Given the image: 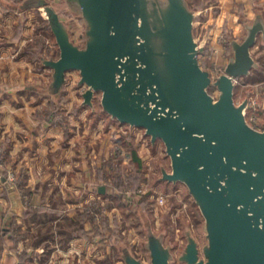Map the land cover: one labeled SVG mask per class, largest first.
<instances>
[{
	"label": "water",
	"instance_id": "1",
	"mask_svg": "<svg viewBox=\"0 0 264 264\" xmlns=\"http://www.w3.org/2000/svg\"><path fill=\"white\" fill-rule=\"evenodd\" d=\"M64 10L84 23L78 42L62 7H39L59 52L42 57L52 68L48 91L60 99L77 71L83 104L161 139L171 159L162 180L184 183L204 217L205 242L191 230L178 256L184 264H264V128L247 116L248 98H235L238 79L260 66L252 48L264 41V14L247 22L242 39L230 37L231 54L219 75L204 67L206 52L196 36L197 11L189 0H63ZM218 89V95L211 88ZM105 186L100 187L104 192ZM150 262L121 249L126 264H171L173 247L147 227Z\"/></svg>",
	"mask_w": 264,
	"mask_h": 264
},
{
	"label": "rangeland",
	"instance_id": "2",
	"mask_svg": "<svg viewBox=\"0 0 264 264\" xmlns=\"http://www.w3.org/2000/svg\"><path fill=\"white\" fill-rule=\"evenodd\" d=\"M49 1L62 7L60 9L61 17L67 21L73 37L80 41L81 37H84L83 21L66 13L63 9V0ZM190 2L197 11L195 23L197 39L206 47V52L200 55V61L213 75H219L221 69L225 67V62L222 61L230 51V37L227 36L228 21H223L222 31L215 35L216 42L214 43L216 44L209 42V37L213 33L211 31L217 23L215 20H218L217 17L220 14L219 3L216 0H190ZM257 4H259V1H257ZM237 7L240 10L241 4H237ZM213 30L214 33L217 32L216 29ZM245 33L246 29L243 27L237 31V34L241 35V39ZM253 50L259 61V67H264V41L261 36L257 44L253 46ZM218 57H221L219 58L221 61L218 60ZM77 75L79 77L77 71L69 73V80L61 97V110L56 120H50L48 117V109L50 108H47V110L43 109L40 113L43 121L60 123L66 126L69 122L68 115L73 112L77 113L79 108L83 107L88 113H91L89 118L91 121H85L84 123H89L92 127L93 123H98L102 116L107 115L101 105L100 93H97L94 98V106L83 104L82 92L86 86L78 85ZM211 92L215 95L219 93L215 87L211 88ZM235 98L238 103L248 98L249 104L252 106L247 109L248 119L256 126L263 127L264 69L260 72H253L251 76L239 78ZM108 123H116L115 130L110 131L108 128L106 131L104 130L101 138H95L94 145L96 150L97 147L99 150L98 141L105 140L110 143L108 154H111V158L117 157V160L121 162V173L117 178L114 176L111 158L103 160L102 165H106L103 169L97 167V164L92 165L88 161L91 165V171L95 169V171H92L89 180L96 185L94 192L88 194L82 185H72L69 183V177L62 176L57 178L54 184L44 185L41 190H39L38 187L40 186L37 183H34L32 187H29L28 184L23 186L24 178L18 175H21L20 171L18 172L10 166L8 141L0 133L1 261L5 259L4 231H7L11 224L14 226L12 234L21 236L18 243L19 241L20 243L24 242L35 250L33 256L25 257V260L20 261L18 264H126L121 251V248L125 245L129 246L135 255L149 263V251L145 247L149 225L158 234L163 233L166 244L173 247L175 259L171 264H184L178 260V256L187 243V230L192 231L201 245L205 242L204 217L189 193L187 186L182 182L173 183L161 178L163 167L169 171L172 168L171 159L166 152L164 142L158 139L153 143L151 136L146 134L144 128L132 127L129 124L121 123L117 119ZM88 139L93 138L90 136ZM134 149L139 151L143 159L142 171L140 172V186L143 190L134 195L133 198L128 193L125 201H123L115 195L113 186H119L120 181L125 185H130L127 175L129 173L137 174L136 166L130 156L131 151ZM92 150L96 151L95 148H92ZM98 150L96 153L99 152ZM6 171L5 177L4 173ZM4 177L13 187L11 190H8L2 181ZM75 179L81 184L87 181L85 176ZM101 186H105L106 189L103 193L99 190ZM13 189L16 191L14 192ZM12 191L13 198L11 197ZM161 193L167 197L164 204H161L158 199ZM130 197L132 201H129ZM12 199L16 203L14 207L11 203ZM142 200L144 202L142 207L135 203ZM46 202L51 207L56 206L58 210L46 209L45 211L40 204ZM64 205H66L65 208ZM69 210L76 212L72 216L69 214ZM16 216H19L21 220H14L17 218ZM74 217L76 224L73 226L71 223ZM59 222L63 225L60 224L58 229L67 230L68 237L65 236L67 232H64L63 235L58 232L56 235L55 233H53L54 235L51 234L50 231L57 230L56 227ZM87 222L88 228H86ZM71 229L76 230L74 239L69 234ZM103 230L108 231L109 235L114 234L118 242H115L114 238L112 239L108 235H97L99 231ZM43 233H46V238H44ZM41 245H44L42 251ZM19 246L17 244L15 252L19 251ZM6 260L4 261L6 262Z\"/></svg>",
	"mask_w": 264,
	"mask_h": 264
},
{
	"label": "crops",
	"instance_id": "3",
	"mask_svg": "<svg viewBox=\"0 0 264 264\" xmlns=\"http://www.w3.org/2000/svg\"><path fill=\"white\" fill-rule=\"evenodd\" d=\"M24 1L26 0H0V133L8 141L10 166L25 176L29 187L37 183L41 190L44 185L54 184L55 180L62 176L69 177V183L72 185H82L88 194L96 187L94 182L89 180L95 169L91 171L88 161L103 169L106 166L102 165L103 160L111 158V154H108L110 143L105 140L98 141L100 149L98 150L97 147L99 152L96 153L95 138H101V134L107 128L114 131L116 123L108 122H113L115 118L106 113L107 115L102 116L98 123H93L91 127L89 123H84L91 121L89 119L91 113L81 107L77 113L68 115L69 122L66 126L42 120L40 113L49 107L52 100H55L48 91L53 70L42 62V58L36 56V52L38 47H43L45 54L49 57L56 52L57 45L48 31L47 19L42 9L24 8L22 6ZM216 1L219 3L220 14L213 28L217 32L214 33L212 29L211 33H213L209 37V42L212 43L216 42L215 35L222 31L223 21H228L227 36L241 39L237 31L242 27L246 29V23L252 22L259 12L264 14V0ZM237 4H241L240 10ZM252 52L254 54L253 48ZM230 54L231 50L222 61L225 65ZM219 58L221 57H218L221 61ZM255 58L257 59L256 56ZM263 69V66L254 68L251 74ZM90 136L93 139L89 140ZM92 148L96 151H91ZM133 152L137 158L133 156ZM130 156L137 169V159L143 163L141 154L134 149ZM84 176L87 181L83 184L75 179ZM40 205L45 211L46 209L58 210L56 206L51 207L47 202ZM69 211L72 216L76 212ZM16 217L14 220H21L19 216ZM74 221L75 217L72 218L73 226L76 224ZM60 224V222L57 223V230L50 231L51 234L56 235L58 232L63 235L67 232L65 236L68 237L67 230L58 229ZM86 228H88V222ZM73 230L71 229L69 233L72 239L76 235V230ZM43 234L46 238V233ZM18 245L20 246L17 253H25L27 257L33 256L35 252L33 247L20 241ZM40 248L42 251L44 245Z\"/></svg>",
	"mask_w": 264,
	"mask_h": 264
},
{
	"label": "trees",
	"instance_id": "4",
	"mask_svg": "<svg viewBox=\"0 0 264 264\" xmlns=\"http://www.w3.org/2000/svg\"><path fill=\"white\" fill-rule=\"evenodd\" d=\"M189 3L192 6V3L190 2L189 0ZM194 8V7H193ZM197 8V7H196ZM47 28H48V31L49 33L52 35V38L54 39V41H56L55 39V36L53 34V32L51 31L49 25H48V21H47ZM56 45H57V42H55ZM38 51L36 52V56L39 57V58H42V57H47V55L45 54L44 52V49L43 47H38ZM230 50H231V46H230ZM59 52V47L58 45L56 46V52L54 53L55 55H57ZM62 97V96H61ZM61 103H62V98L60 99H55V100H52L51 103H50V106L48 108V111H49V115L48 117L50 118L51 121H54L56 120L58 114L60 113L59 111L61 110ZM47 110V109H46ZM47 112V111H46ZM133 156H135V158H137V156L135 155V152H133ZM118 158L117 157H112V160H111V164L112 166L114 167V176L117 178L120 173H121V162H119V160H117ZM138 160V164H137V174H131L129 173L127 175V178L129 179V183L130 185H125L122 181H120V184L119 186H113V191L115 193V195L125 201V197L128 196V193L131 194L132 198L134 197V195H137L140 193V189H141V186H140V181H141V171H142V162L140 159H137ZM6 174H7V171L4 173V176L6 177ZM3 178V182L5 183V186L8 188V190H11V187L10 184L7 182V179L6 178ZM19 177L21 178H24V181H23V186H26L27 184V179L25 178V176L23 174H19ZM14 192L16 191L15 189H13ZM103 193V192H102ZM11 197L13 198V191L11 192ZM134 200V199H133ZM13 201V199H12ZM12 203V206L14 207L16 205V203L13 201ZM129 201H132L131 197H130V200ZM135 202V201H134ZM135 203H138L140 207L143 206V200L142 201H137ZM125 204V202H124ZM127 204V203H126ZM22 204L20 203V206ZM13 224L10 225V227L7 229V231H4V236H3V241H4V244H5V250H4V255H5V259L6 262L3 260L1 261L0 259V264H18L20 261L22 260H25V257H27V255L24 253V254H18L17 252H15L16 248H17V244H18V240L21 238V236H17L15 234H12V230L14 229V226H12ZM106 229V228H105ZM97 235H100V236H110L112 239L114 238V241L115 242H118L117 238L114 237V234H111L109 235L108 234V231H99Z\"/></svg>",
	"mask_w": 264,
	"mask_h": 264
},
{
	"label": "built area",
	"instance_id": "5",
	"mask_svg": "<svg viewBox=\"0 0 264 264\" xmlns=\"http://www.w3.org/2000/svg\"><path fill=\"white\" fill-rule=\"evenodd\" d=\"M71 29V28H70ZM83 36V35H82ZM75 38V37H74ZM78 42H80V43H83V40H84V37H81V39H80V41L78 40V39H76ZM225 66V65H224ZM223 70H224V67L221 69V72H223ZM250 106V104H249V101H248V107ZM250 107H252V106H250ZM254 108H256V106H254ZM250 121V120H249ZM253 126H255L256 128H258V129H263L264 128V126L263 127H261V126H256L254 123H251ZM143 189L141 188L140 189V192L142 191ZM158 199H159V201L161 202V204H164L166 201H167V197H166V195L165 194H160L159 195V197H158Z\"/></svg>",
	"mask_w": 264,
	"mask_h": 264
}]
</instances>
